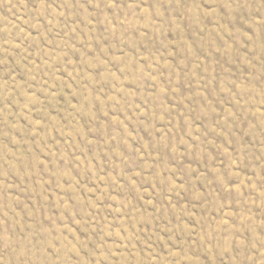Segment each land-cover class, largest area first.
<instances>
[{"label":"rangeland","instance_id":"374dc122","mask_svg":"<svg viewBox=\"0 0 264 264\" xmlns=\"http://www.w3.org/2000/svg\"><path fill=\"white\" fill-rule=\"evenodd\" d=\"M0 264H264V0H0Z\"/></svg>","mask_w":264,"mask_h":264}]
</instances>
